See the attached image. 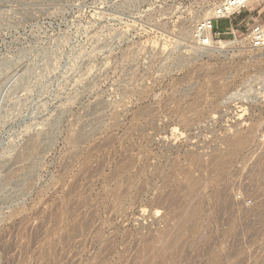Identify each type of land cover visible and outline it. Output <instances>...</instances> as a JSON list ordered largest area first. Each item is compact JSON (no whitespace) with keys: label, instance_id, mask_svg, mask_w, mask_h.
I'll return each mask as SVG.
<instances>
[{"label":"rangeland","instance_id":"rangeland-1","mask_svg":"<svg viewBox=\"0 0 264 264\" xmlns=\"http://www.w3.org/2000/svg\"><path fill=\"white\" fill-rule=\"evenodd\" d=\"M249 8L218 49L187 3L0 0V264H264Z\"/></svg>","mask_w":264,"mask_h":264},{"label":"built area","instance_id":"built-area-1","mask_svg":"<svg viewBox=\"0 0 264 264\" xmlns=\"http://www.w3.org/2000/svg\"><path fill=\"white\" fill-rule=\"evenodd\" d=\"M161 2H178L180 5L187 3L188 6L194 9H212L211 16L206 19H202L196 26V28L208 27L213 31L215 27V22L223 18H231L234 14L248 10L252 13L253 10H250V0H217L212 2L211 0H155ZM245 21V38L249 45L252 48H264V18L259 16L249 15ZM241 23V22H240ZM239 23V24H240ZM215 34H220L216 32ZM213 36V35H212ZM205 40L202 45H206ZM257 146L258 149L264 152V127L259 131L257 135Z\"/></svg>","mask_w":264,"mask_h":264},{"label":"bare ground","instance_id":"bare-ground-1","mask_svg":"<svg viewBox=\"0 0 264 264\" xmlns=\"http://www.w3.org/2000/svg\"><path fill=\"white\" fill-rule=\"evenodd\" d=\"M251 1H253V0H250V3H251ZM210 12L211 13H209V15H211L212 14V9L210 10ZM207 18V17H206ZM205 18V19H206ZM224 19V18H223ZM230 29H231V27H230V25H229V27H228V29L226 30V31H230ZM196 32H197V36H198V38H199V40H200V44H202L203 43V41L205 40V42L207 43L206 45L207 46H209L210 45V48H218V49H221V48H225L226 47V45L227 44H229V42H226V41H224V42H220V41H216L215 43H214V41H212V39H214V37L212 36V33H211V30L208 28V27H204V28H196ZM234 33H235V31H234ZM207 39V40H206ZM246 39V38H245ZM248 43V42H247ZM248 45H249V43H248ZM250 47H251V45H249ZM233 137V136H232ZM72 140V139H71ZM241 140V139H240ZM74 142V141H73ZM76 143V142H75ZM104 143V142H103ZM243 144V143H242ZM237 145V144H236ZM229 146H231V145H229ZM230 150V148L228 149V151ZM231 151V150H230ZM214 153V152H213ZM213 155V154H212ZM230 156V153L229 154H223V152H222V154L221 153H214V156L210 159V161H209V163L207 162V166L208 167H222L225 163H226V161L229 159L228 157ZM263 166H264V163H263ZM101 169V168H100ZM263 169V168H262ZM207 177V176H206ZM196 180V179H195ZM191 181V185H192V196H191V198H193V199H191L192 201H190L191 203H189L188 205H186V208H187V215H188V217L187 218H189L190 217V214L192 215V214H198V211H199V205L197 204V202H193L194 201V197L196 196V192H197V188H198V185H199V183L197 182V180H196V182H194L193 180H190ZM73 184V183H72ZM73 186H74V184H73ZM191 187V186H190ZM74 188V187H73ZM185 188V187H184ZM69 189H71V188H69ZM72 192H73V190H71ZM69 192H70V190H69ZM114 193H115V191H114ZM117 193V192H116ZM124 194V193H123ZM68 195V194H67ZM114 195V194H113ZM117 196V195H116ZM116 198V197H115ZM190 200V199H189ZM162 206V205H161ZM70 207H71V205H70ZM185 208V207H184ZM69 209V208H68ZM69 210H71V209H69ZM69 210H68V212H69ZM185 210V209H184ZM73 212V211H72ZM69 213H71V212H69ZM76 213V212H75ZM185 213V212H184ZM184 215V214H183ZM182 215V216H183ZM58 216V215H57ZM73 216V215H72ZM195 216V215H194ZM55 217V216H54ZM69 217V216H68ZM182 218V217H181ZM186 218V219H187ZM186 219H182L181 221H180V224H183V223H185V220ZM56 220V219H55ZM71 220V219H70ZM89 220V219H88ZM76 224V223H75ZM74 224V225H75ZM180 224L178 225V226H180ZM78 226V224L76 225V227ZM75 227V226H74ZM85 227V226H84ZM77 228H79V227H77ZM76 229V228H75ZM74 230V229H73ZM77 231H78V229H77ZM76 231V232H77ZM173 233V232H172ZM69 234V233H68ZM178 237V236H177ZM174 238H176V237H174ZM172 244V243H171ZM169 245V244H168ZM157 248V247H156ZM149 249V248H148ZM167 249V248H166ZM164 251H165V249H164ZM153 259V258H152ZM151 262V261H150Z\"/></svg>","mask_w":264,"mask_h":264},{"label":"crops","instance_id":"crops-1","mask_svg":"<svg viewBox=\"0 0 264 264\" xmlns=\"http://www.w3.org/2000/svg\"><path fill=\"white\" fill-rule=\"evenodd\" d=\"M218 21V20H217ZM217 21L215 22V24L217 23Z\"/></svg>","mask_w":264,"mask_h":264}]
</instances>
